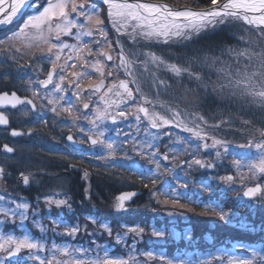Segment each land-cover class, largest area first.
I'll list each match as a JSON object with an SVG mask.
<instances>
[{
    "label": "snow or ice",
    "instance_id": "obj_1",
    "mask_svg": "<svg viewBox=\"0 0 264 264\" xmlns=\"http://www.w3.org/2000/svg\"><path fill=\"white\" fill-rule=\"evenodd\" d=\"M105 20L116 33L114 40L109 39ZM235 24L242 25L244 34L237 39L243 47H226L218 56L199 50L202 54H182L167 59L142 50L152 44L186 46L201 33ZM13 25L14 28L10 27ZM0 31L7 33L0 38V54L4 57L0 60V68L6 63L15 66L17 80L30 94L22 96L16 91L0 89V107L17 109L20 106L24 116H32L29 123L33 127L27 131L11 129V136H30L36 127L47 126L48 121L43 118V110L47 107L57 116L66 114L83 134L78 139L67 135V141L73 146L88 144L89 151L99 148L100 151L93 153L96 160L115 161L119 154L124 160L132 161L127 166L128 171L144 181L145 188L152 186L150 196L155 203L172 209L167 213L169 216L184 214L175 211L177 209L195 212L190 206L192 197L187 191H179L187 190L190 184L211 199L219 185H226L225 191H231L237 180L240 181L243 190L236 193L241 198L236 207L207 202L201 205L202 211L198 213L213 216L225 224L242 209L254 204L264 206V128L255 127L251 120H240L245 129L242 135L247 130L256 135L237 145L250 151L231 152V142L215 133L226 128L240 130L232 128L231 118L210 123L200 112L189 111L188 105H198L196 100L187 99L192 90L183 85L185 78L195 81L201 90L210 89L218 96L238 101L242 108L255 109L264 122V0H208L204 6L187 3L178 6L163 0H99V4L96 0H0ZM225 54L228 61L222 59ZM201 66L213 68L217 79L205 80L194 70ZM121 73L124 78H120ZM162 73L171 74V80L164 78ZM10 76L11 73H4L2 79L7 81ZM174 83L184 89L177 99L186 105L185 108H180V103L161 99L162 94L172 92ZM145 85L153 96L145 92ZM38 101L41 102L39 107ZM81 121L91 127H81ZM0 125H9L4 111H0ZM153 129L157 131H151ZM174 129L190 135H174ZM165 136L169 143L166 151L161 152L160 142ZM3 149L7 153L15 151L7 144ZM209 149H216L214 160L200 156L202 151ZM130 153L154 165V169L138 167ZM72 155L69 150L68 156ZM181 155L187 158L181 160ZM224 158L231 159L238 175H216L208 182L191 178L194 171L216 169L217 162ZM161 161L177 163L170 167L162 165ZM69 167L77 165L70 163ZM176 168L181 169L182 176L174 171ZM9 175L0 165V227L13 226L7 233L0 231V264H149L152 261L161 264H264V246L243 243L236 246L242 250V255L222 249L209 260L187 253L174 258L153 251L129 254L127 258L110 254L109 247L97 244V239L107 235L115 244L127 247L131 236V252L136 253L134 245L143 240L146 229L138 224H123L114 231L109 223L92 215L86 216L83 223L72 224L49 216L45 224L38 205L24 197H12L6 191L4 186ZM33 176L20 173L25 186ZM88 178L89 172L84 170L83 179ZM158 182L159 189L156 188ZM84 195L91 202L90 185L84 189ZM137 195L135 191L121 193L115 198L113 211H140L132 206ZM44 204L48 213L53 208L75 211L67 193L63 198L46 196ZM32 228L39 231V237L33 234ZM261 231L264 232V226ZM48 232L69 240L56 243L47 238ZM81 235L94 237L87 247L71 242ZM149 235L164 240L178 234L153 226ZM187 236L190 238L191 233Z\"/></svg>",
    "mask_w": 264,
    "mask_h": 264
},
{
    "label": "rangeland",
    "instance_id": "obj_2",
    "mask_svg": "<svg viewBox=\"0 0 264 264\" xmlns=\"http://www.w3.org/2000/svg\"><path fill=\"white\" fill-rule=\"evenodd\" d=\"M166 3H170V4H176V5H183L185 3L191 5V1H196V0H172L176 3H172L171 0H163ZM96 2L99 4V0H96ZM178 3V4H177ZM193 6V5H192ZM101 8L106 7L103 5H100ZM105 25L108 31V35H109V39H115L116 38V33L114 32V30L111 29L109 22L107 20H105ZM10 27H15V25L10 26ZM7 33L0 31V38H2L3 36H5ZM244 34V33H243ZM67 39V38H66ZM123 39V38H121ZM72 42V41H69ZM170 45H181V44H177V43H169V44H152L149 45L147 47H144L142 50L143 51H152L157 53L158 55H162L167 59H172V57L174 56H180V54H175L173 51L169 50L167 47H170ZM129 45L126 44V47H128ZM166 48H164V47ZM236 47H243L242 44H235ZM115 47V44H114ZM221 53V52H220ZM219 53V54H220ZM225 61H228V56L227 54H225L223 56ZM3 54H0V60H3ZM27 59V57L25 58ZM111 63V62H109ZM45 69L48 68L47 63L44 64ZM195 71L200 72L203 77L205 78V80H211V81H215L217 79L216 74H215V70L213 68H209V67H195L194 68ZM4 73H11L10 79L9 80H4L2 79V76ZM164 78L171 80V74H161ZM120 78H124L123 73H121V77ZM17 80V69L15 68V66L10 65V64H4L2 68H0V85L2 84V82H6L8 83V81H15ZM13 84V83H11ZM183 85L185 87H187L188 89H191L192 92L191 94H189L187 96V99L189 101L192 100H196L197 101V107H192L190 105L187 106L189 111H198L200 112L202 115L205 116L206 119H208L210 121V123L215 122L218 119H222V118H231L233 121V125L232 128L233 129H239L240 131H235V130H230V129H225L224 131L221 132H217L215 133L218 137H223L227 140H229L231 142V146H230V151L233 153H237V154H242L245 153L247 149H243V148H239L237 147V145L239 144H243L247 142V139L251 136H254L255 133L251 130H247L246 134H241L242 131H245V129H242L241 124H240V120H247L248 118H250L251 116H249L248 118H245L244 114L246 112H250L254 113L253 111H256L255 109H248V108H242L240 103L238 101H233L228 99L227 97H222V96H218L214 93L211 92L210 89L208 90H201L200 88L197 87V82L192 81L189 82V80L187 78H185L183 80ZM145 92L150 95L153 96L154 94L151 92V89L145 85L144 88ZM71 91V90H69ZM184 89L181 87H178L175 83L173 84V89L172 92L170 94L161 95V99L168 102V103H180L179 100L177 99V97L180 96L181 93H183ZM39 102V101H38ZM41 103V102H40ZM38 103V106L39 104ZM186 105L183 103H180V108H185ZM44 114L47 113V107L44 108ZM232 111H237V114L233 113ZM258 114H260V112L256 111ZM52 113V112H51ZM66 115V114H65ZM255 117H258V121L257 124L264 126V122H262L261 117L256 116V114H254ZM238 119L239 122H236L235 119ZM121 127H124V125L122 124ZM142 131H143V127H142ZM151 131H157V130H151ZM160 131H164V130H160ZM174 135H180L183 137H187L185 136L186 132H182L179 129H176V131H174ZM190 134L188 133V136ZM241 140L242 143H239L238 141ZM169 143L168 141V137H162V140L160 142V151L161 152H165L166 151V145ZM9 146V145H8ZM97 151H100L99 148H96ZM215 151L216 149H209L207 151H202L200 153V156L203 157H207L208 159H215ZM131 155H133L134 159L136 160V163H138L139 165H137L138 167L142 168V169H149L152 168L154 169V165H149L145 160H141L139 157H135L134 153H130ZM181 160L186 159L187 157L181 155L179 157ZM237 158H239V155L237 156ZM132 161H128V160H124L119 154L117 156V159L115 161L112 160H108L107 162L102 161V164L105 168V165H107V167L105 168L106 170V174H109L110 176H120V177H124L125 175L129 177H131L132 181L135 180L137 182H144L142 180H140L138 178V176L130 173L128 171L127 166L129 164H131ZM162 165H169L170 167L172 165H175L177 163V161H161ZM115 165V166H113ZM121 165H123L124 167H121ZM25 167V166H23ZM162 170V169H161ZM174 171L182 176V171L179 168L174 169ZM243 171L246 172V169H244ZM60 172V171H59ZM238 175L236 169L234 166H232L231 164V159L230 158H224L222 161L217 162V168L214 170H199V171H194L192 173V179L198 180V181H203V182H208L209 179L211 177H214L216 175ZM135 176V177H134ZM128 177V178H129ZM60 177H54L53 179H51V182H45L47 181L44 177V173L42 174H38L34 177H32L30 179V182L27 186H25L21 179L17 178H12V177H8L6 180V185L4 186L6 188V191L8 193H10V195L12 197H24L26 198L30 203H32L33 205H38L39 209L41 210V214H42V222L45 224H48L49 220L48 217L51 216L52 218H59L62 219L64 223L67 224H72L75 222H80L83 223L84 219L86 216L88 215H92L95 216L98 220L105 222V223H109L114 231L117 230L119 225H123V224H127V225H137L135 223H131L129 220H127V218H129V214L130 213H118V212H114L113 211V199L110 200V198L112 196H109V198H107L108 196L105 194L104 199H102L101 196L97 195L94 198L91 199V202H89L88 200H81V201H76L74 199V195H72L71 191L67 192L65 190V188L61 187L60 184H62L61 179H59ZM44 179V180H43ZM127 179V178H126ZM50 180V178H49ZM48 180V181H49ZM245 183H247L248 181H244ZM34 183H36V186H34ZM44 184H47L45 187V190H48L51 188V190H49L48 192H44L41 193L40 189L44 188ZM63 185V184H62ZM86 186V185H85ZM37 187V190H36ZM192 187L194 188L195 191H199L198 189H196L193 185H189V188ZM156 188H161V184L158 182V184L156 185ZM227 188L226 185H219L216 188V193L215 195H213L211 197V199L209 198V196L207 194H203L201 193V195L203 194V197L205 199H209V201L207 202H212V203H220L221 205H223L226 208H232V207H236L237 203L239 201V197L236 195L237 191H242V187H241V183L239 180H237L236 184L233 186V190L231 191H225V189ZM44 190V191H45ZM162 190V189H161ZM182 191V193L186 190L184 189H180ZM67 193L68 196L71 199L72 202V206L73 209L75 210L74 212H68L67 210H61V209H56L53 208L51 210L50 213H48L47 208L45 207L44 204V197L46 196H54L55 198H63V194ZM200 195V194H199ZM215 196V197H214ZM109 199V200H108ZM146 201L144 198L141 199L138 203H136V205H134L133 207H138L140 209V211L138 212H143L145 208H141L140 203L141 202ZM77 202H80V205H76ZM203 204V202H199V206H201ZM101 207V208H100ZM98 208H99V216L98 215ZM198 210H196L195 212H188V211H181L180 209H177L175 211L177 212H183V215H174V216H168V211H170L171 209L169 208L167 211L162 209L164 212H162L161 216L162 219L164 221H169L166 224L163 225H158V226H154L158 229H164L167 230L168 232H174L177 233L178 235L176 236H169L167 240L170 241H177L179 242L180 240H182L181 238H183L182 235V231L179 229L178 226H182L183 229L185 230V232L187 233H191V237L189 238L187 236V233L185 235V237L183 238L185 240V243L187 246H189L190 242L191 244L194 242H197V240H199V238L196 235H193L196 231H200V233L204 232L202 235V247L201 248H197V246L190 248V247H185L183 249L182 252H179L178 249H176V247H170L169 250H167L166 248H155L156 245L158 244H162L165 243V239L161 240L158 239L156 237H151L149 235V231L150 228L153 226H142L146 229L145 235L143 237V240L139 241L138 243H135V249L137 250L136 253H132L131 252V246L133 245V240L132 237L129 236L128 237V246H123V245H117L115 244V242L112 240L111 237H108L107 235L102 236L101 238L97 239V244L100 245H106L109 247L110 249V254L113 255H118L121 254L122 257L127 258V256L129 254H133L136 255L137 253H142L144 251H153L155 253L159 254H163L165 256H167L168 258H174L177 256H180L183 253H187L189 255L195 254V256H198L200 259L202 260H209L211 256L213 255H219L222 249H226L227 251H229L230 253L236 255V256H240L242 255V250H240L238 247H236L238 244L243 243L245 245H251L253 247H261L264 246V240L263 242H253V243H246L244 240L242 239H234L232 236L227 234H222L221 236L218 235L219 231H221L222 229L224 230H229L233 229V231H239L242 229H251L252 226L247 224V221H244L245 215L249 214L250 216H256L258 214L264 215V206H261L259 204H254L251 207L247 208V209H242L240 210V212L232 219V221L228 224H225L221 221H219L217 218L213 217V216H204V215H199L198 213L200 211H202L201 207H198ZM81 214V215H80ZM77 216H81L78 217ZM114 221V222H113ZM116 221L118 223H116ZM184 221V222H183ZM194 223L193 225L191 223ZM139 225V224H138ZM141 226V225H140ZM28 227L31 228V225H28ZM208 227L211 228H215L218 230L217 233L213 232L214 230L212 229H208ZM13 228V226L11 225H5L0 227V231L2 232H9L11 231ZM36 230V231H35ZM92 226L89 225V231H92ZM60 231L62 232L63 229H60ZM207 231V232H206ZM32 232L35 236L39 237L40 233L37 229L32 228ZM36 232H38L39 234H36ZM47 238L49 240H54L56 243H64L67 242V239H61L57 238V235L52 233V232H48L47 234ZM94 237H89L87 235H81L78 236L75 241H71L74 244H79V245H83L85 247L88 246V242L93 239ZM204 241V242H203ZM258 241V240H257ZM217 242L221 243V244H225V242H227L229 244V248L225 247V246H218L215 249L212 248V246L214 244H217ZM197 245V243L195 244ZM218 245V244H217ZM211 246V249H209V247ZM201 247V246H199ZM179 252V253H178ZM202 252V253H200ZM91 255V253H90ZM169 255V256H168ZM187 258V257H185ZM138 259L143 260L144 258L142 256H138ZM149 264H161V262L159 261H152L149 262ZM212 264H215V262H212Z\"/></svg>",
    "mask_w": 264,
    "mask_h": 264
},
{
    "label": "flooded vegetation",
    "instance_id": "obj_3",
    "mask_svg": "<svg viewBox=\"0 0 264 264\" xmlns=\"http://www.w3.org/2000/svg\"><path fill=\"white\" fill-rule=\"evenodd\" d=\"M0 89L16 91L18 95L22 96L29 94L18 80L8 81V83L2 82ZM96 99V97H93V100ZM19 109L20 106L17 109L2 108V111L9 117V125L0 127V165H3L10 174L8 177H18L20 179L21 172L26 175L32 173L34 176L44 173L47 180L45 182H51L54 177H60L59 179L63 184H60V186L65 188L67 192L71 191L76 200H87L84 189L89 185L92 198L95 199L97 195L100 196L101 184L108 179L105 170L107 165L104 168L101 160L94 159L93 153L98 152L96 148L89 151L88 144L73 146L72 142L67 141L68 134L73 135L74 139H78L83 135L77 127L72 125L70 118L65 114L57 116L47 110L43 117L48 121L47 126L40 125L36 127L30 136L13 137L10 135L11 129L27 131L29 127H33V124L29 123L32 119L31 114L24 116ZM80 126L91 127L84 121L80 122ZM5 144L14 148L15 151L13 153L5 152L3 149ZM77 149H81V151L78 152ZM69 150L72 151V156H68ZM70 163L77 165V167L70 168ZM84 170L89 172L87 180L83 179ZM46 185L44 184V188L40 189L41 193L51 190V188L45 190ZM34 186H36V183H34ZM135 202L136 199L133 204Z\"/></svg>",
    "mask_w": 264,
    "mask_h": 264
},
{
    "label": "trees",
    "instance_id": "obj_4",
    "mask_svg": "<svg viewBox=\"0 0 264 264\" xmlns=\"http://www.w3.org/2000/svg\"><path fill=\"white\" fill-rule=\"evenodd\" d=\"M171 2L176 3L172 0H171ZM207 2H208V0H196V1H191V5H193V6H197V5L204 6L207 4ZM241 28H242V25H240V24H235V25L225 26V27H219L215 31H210L208 33H201L199 38H196L194 40V42H187L186 46L184 44L177 45V46L170 45V47H167V48L169 50L173 51L175 54H180V55H182V54H188V55L202 54L201 52H199V50H204L205 52H209V54H211V55L218 56V55H220L219 53L221 52L222 49H224L226 47H236L235 44L238 43L237 38L239 36L243 35ZM164 48H166V47H164ZM222 58H224V57H222ZM232 112L237 114V111H232ZM246 113L250 114V116H251L250 119L255 121V123H257V121L259 119L258 117L253 116L252 115L253 113H251V111L246 112ZM256 116L261 117V113L260 114L256 113ZM245 118H248V116H245ZM235 120H236V122H239V120L237 118ZM261 120H262V117H261ZM262 127H264V126H262ZM129 176L130 175H128V176L125 175L124 178L120 177V176H116V177L112 176V179L108 178L106 181H104L101 184V195L100 196L102 197V199H104L105 194L108 196L107 198H109V196L114 197L117 193H119L123 190L141 189V190H143V194H142V196H140L139 200L144 198L146 201H144V202L142 201L139 206H141V208H145L147 210L143 209L144 210L143 212L130 213L129 214L130 216H129V218H127V220H129L131 223L139 224V225L145 226V227L158 226V225H163V224L168 223L169 221H164L162 219L161 214H162V212H164L162 209L167 211L169 208H165V207L154 202L153 198L149 194L150 190L152 189V186L149 185V188H145L143 186L144 182H137L135 180L132 181L131 177H129ZM126 177H129V179H126ZM186 191L192 197L193 203L190 206L194 207L195 211L198 210L197 206L201 207L198 205L199 202L202 201L203 203H206V201H209V199H205L203 197V194L202 195L200 194V196H198L199 194L196 195L195 190L192 187L188 188ZM104 192H105V194H104ZM180 192H182V191L180 190ZM110 199H112V198H110ZM182 202H184V201H182ZM153 208L157 209V211L152 212L151 209H153ZM181 211L185 212L187 210L184 209ZM99 215L100 214H98L97 217ZM78 217H81V216H77V219H78ZM244 221H247V224L252 226V228L251 229H242V230H239L237 232L233 231V229H230V228H228L229 230L222 229L221 231H219L218 235L221 236L222 234H227V236L230 235L234 239L239 238V239H242L244 241H249V242L257 241L258 239L264 240V232L261 231V227L264 226V215L258 214L256 216H250L249 214H246ZM116 223H118V222L116 221ZM191 224L193 225L194 223L192 222ZM178 227L182 231L181 236L184 238L187 232H185V230L183 229L182 226H178ZM208 229L214 230L213 232H215V233L218 232V230L215 228L208 227ZM203 233L204 232L200 233V231H196L193 235H196L199 238V240H197V242L192 241L193 242L192 244L190 242L189 246L186 245L185 240L183 238H181L182 240H180L179 242L170 241V240H167L170 238H167L164 241L165 243L158 244L155 246V248H160V247L163 248L164 247L167 250H169L170 247H176V249H178L179 252H182L185 247L193 248V247L197 246V248L203 249L202 243H201ZM36 234H39V233L36 232ZM57 238H60L59 240H61V239L69 240V238L62 237L59 235H57ZM196 243H197V245H195ZM217 244H214L212 246V248L215 249L218 246H225V247L229 248V244L227 242H225V244H221V243L217 242ZM199 246H201V247H199ZM212 248H211V246L209 247V249L213 250ZM200 253H202V252H200ZM118 256H121V254H118Z\"/></svg>",
    "mask_w": 264,
    "mask_h": 264
},
{
    "label": "bare ground",
    "instance_id": "obj_5",
    "mask_svg": "<svg viewBox=\"0 0 264 264\" xmlns=\"http://www.w3.org/2000/svg\"><path fill=\"white\" fill-rule=\"evenodd\" d=\"M0 111H2V109H1ZM251 111H252V110H251ZM253 112H254L253 114H256V113H257L256 111H253ZM244 116H248V117H249L250 114L245 113ZM7 126H8V125H7ZM7 126H6V127H7ZM245 151L248 152V151H250V150L247 149V150H245ZM251 151H254V150H251ZM123 192H128V190H123ZM195 194L198 195V194H201V193H200L199 191H195ZM198 196H200V195H198ZM112 199H113V201H115V197L112 196ZM110 200H111V199H110Z\"/></svg>",
    "mask_w": 264,
    "mask_h": 264
},
{
    "label": "water",
    "instance_id": "obj_6",
    "mask_svg": "<svg viewBox=\"0 0 264 264\" xmlns=\"http://www.w3.org/2000/svg\"><path fill=\"white\" fill-rule=\"evenodd\" d=\"M164 2V1H163ZM166 3V2H165ZM170 4V3H169ZM5 107H10V106H4V107H0V110L2 109V108H5ZM0 127H6V126H2V125H0ZM136 192V191H135ZM123 193V192H122ZM138 193V192H137ZM121 194V193H120ZM120 194H118V195H120Z\"/></svg>",
    "mask_w": 264,
    "mask_h": 264
}]
</instances>
